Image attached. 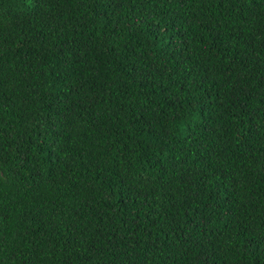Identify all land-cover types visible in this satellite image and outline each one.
Masks as SVG:
<instances>
[{
  "label": "trees",
  "instance_id": "1",
  "mask_svg": "<svg viewBox=\"0 0 264 264\" xmlns=\"http://www.w3.org/2000/svg\"><path fill=\"white\" fill-rule=\"evenodd\" d=\"M0 264H264V0H0Z\"/></svg>",
  "mask_w": 264,
  "mask_h": 264
}]
</instances>
